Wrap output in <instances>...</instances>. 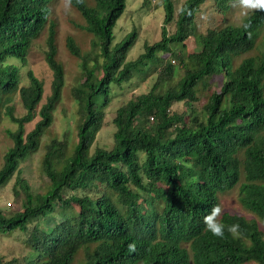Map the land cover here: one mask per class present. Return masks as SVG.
Wrapping results in <instances>:
<instances>
[{
	"label": "trees",
	"instance_id": "trees-1",
	"mask_svg": "<svg viewBox=\"0 0 264 264\" xmlns=\"http://www.w3.org/2000/svg\"><path fill=\"white\" fill-rule=\"evenodd\" d=\"M208 1L182 2L177 29L168 35L166 25L175 19L176 1L162 0V39L145 43V51L129 60L138 38L136 29L113 45L126 0H84L83 4L74 0L93 47L83 52L73 39L67 44L81 59L83 73V81L73 89L81 113L78 139L70 143L67 138H54L47 144L43 170L50 186L46 192L34 193L28 181L18 177L25 194L22 209L12 214L0 209V233H23L28 252L9 261L0 259V264H168L172 232L188 222L196 224L195 232H206L194 251L196 264H264V231L256 219L232 216L225 225L239 224L241 235L233 237L225 230L221 239L205 230L207 210L199 219L188 213L201 193L198 208L208 197V169L214 157L242 146L258 181L253 188H243L239 199L264 220V48L254 44L253 22L264 12L245 18L247 30L237 24L213 34H196V13ZM44 2L0 0V118L4 109L18 125L9 131L14 143L0 168V186L20 171L22 160L39 150L66 83L64 65L56 57L54 25L46 52L54 78L39 110L44 81L29 70L30 82L21 86V68L8 60L26 62L49 16ZM214 2L221 8L227 0ZM191 36L199 50L177 52L175 46L186 50L185 40ZM96 48L98 54L93 55ZM153 75L156 80L150 90L117 109L113 145L92 152L114 86ZM212 76L221 77V88L198 107L199 86L205 89ZM18 92L26 109L22 116L15 114L13 103ZM178 102H184L186 109H175ZM37 114L40 119L26 132V123ZM129 243L136 244L135 252L128 251Z\"/></svg>",
	"mask_w": 264,
	"mask_h": 264
},
{
	"label": "rangeland",
	"instance_id": "rangeland-1",
	"mask_svg": "<svg viewBox=\"0 0 264 264\" xmlns=\"http://www.w3.org/2000/svg\"><path fill=\"white\" fill-rule=\"evenodd\" d=\"M176 1L175 19L166 25L168 35L175 33L177 29L176 17L180 12V5L185 0ZM57 16L61 19V23L57 27V43L58 53L56 57L62 62L65 69V86L62 92V98L57 108L54 111V120L48 127L45 134L42 136L40 148L38 151L28 155L27 158L21 161L19 165L20 171H16L6 184L0 186V209L5 214H12L22 209L24 195L21 191V186L18 184V177L25 178L31 186L34 193H44L50 186L49 178L43 170V160L47 151L46 146L54 138H67L70 143L76 142L78 139V119L81 118L80 107L73 93L75 86L83 81L82 68L80 66L81 59L71 53L67 47V38L73 36L77 44L83 52L90 51L92 47V35L86 31L74 26L71 21L83 23V19L73 9L65 10L64 8L57 9ZM165 10L162 0H150V3H144V0H126V9L121 18L118 20L115 29V39L113 45L120 42L126 35L134 31H138L136 44L131 48L127 59H136L145 51V43L154 44L160 41L163 37L162 31L165 25ZM196 25L199 33H206L208 29L213 28L221 23L234 22L240 23L242 18L238 16V9L233 5V10L228 12L216 13L213 10L210 1L206 5H201L200 10L196 13ZM48 29H45L41 36L37 38L26 59L23 62L20 59L11 58L10 63L20 66L21 86L28 85L30 82L28 71L33 73L44 81V93L42 101L37 110L46 101L51 93L52 81L54 78L53 70L46 60ZM178 43V42H175ZM186 50L183 47L175 46L178 51H197L199 47L193 37L185 40ZM92 54H98L99 48L92 50ZM165 58L171 55L168 53H160ZM102 58H100L101 60ZM102 74V73H101ZM156 80V75L142 81L137 77L132 78L129 82L123 83L121 86L115 85L113 88V99L109 106L105 108V120L103 128L98 132L97 137L91 147L93 152L96 147L110 148L114 143L113 133L115 131L114 123L112 122L117 109L126 103L135 95L147 92L152 87ZM177 80V79H176ZM210 86L205 89L203 85L199 86L200 101L196 104L198 107L203 106L208 100L209 95L214 91H219L222 85L220 76L210 77ZM15 114L22 116L26 113L20 93L14 97ZM175 109L182 111L186 109L184 102H178L174 105ZM40 119V115L26 123V132L30 131ZM18 125L10 120L5 113L1 112L0 118V168L5 162V154L13 145V138L9 133L10 130H16ZM19 190V194L16 192ZM221 206L224 208V213H238L247 218H254L260 224L264 231V220L258 215L245 209L239 201L238 190H232L225 193L221 200ZM24 234L18 231L11 235L0 233V259L9 261L12 258L20 257L28 252V248L23 243Z\"/></svg>",
	"mask_w": 264,
	"mask_h": 264
},
{
	"label": "clouds",
	"instance_id": "clouds-1",
	"mask_svg": "<svg viewBox=\"0 0 264 264\" xmlns=\"http://www.w3.org/2000/svg\"><path fill=\"white\" fill-rule=\"evenodd\" d=\"M76 2L78 4H83L84 0H76ZM210 2L212 4L214 12L216 13L228 12L230 10H233V5H234L238 9V16L241 17L244 20V22L243 20H241L240 23L224 21L223 23L208 29L206 33H199L197 31V25H196V34L207 35L209 34L210 31H212L213 34L216 33L219 29L224 28L228 25H237V24H239L238 26L243 27L245 30H247L250 28V25L245 23V18L246 17L249 18V16L252 14L254 16L256 12H264V0H227V2L221 4V8L215 6L214 0H210ZM206 3L202 5L205 6ZM44 4L45 6L48 7V10H45V16H47L48 14L49 16L42 27L41 34L45 29H48L47 50H46L47 52L48 38L50 34L49 31L51 25H54L56 31L55 42L56 45H58L57 27L62 21L57 16L56 13L57 9L64 8L67 11L71 8L75 12H77L82 19H83V15L76 7L74 0H45ZM253 22L256 28V33L254 34V44L256 45V47H259L260 49L261 47L264 48V16H259L254 18ZM71 23L74 26L82 29V23H78L75 21H71ZM195 24H196V20H195ZM72 39L76 42L74 37L69 35L67 38V44L68 41L69 40L71 41ZM237 147H238L237 151H234L231 148L225 154L220 153L219 156H217L216 158L214 157L213 163L211 164V167L208 169L210 171V178L206 185L208 197L201 206V209L198 208L197 204L201 202L203 198V194L201 193V199L197 201L195 205L193 204L188 212L196 219H199L200 213H202V211L207 210L206 211L207 214L203 216V223L205 226V230L210 232L213 236L221 239H223L225 236V230H227V232L231 234L233 237H239L241 235V226L239 224H232L226 226L225 223L232 216H242V214H238V213H227V212L224 213V208L221 206V200L223 195L225 193H228L229 191L236 189L238 190V194L240 196V193L243 188H247V189L253 188L258 181L255 178L253 171L249 170L248 161H251V159L247 155V152L242 146L241 147L237 146ZM239 201L242 204V201L240 199ZM242 206L244 207L243 204ZM252 213L255 214L254 212ZM195 226L196 224H194L193 222H188V223H184L183 227H178L173 230L171 238L174 240V242L170 244L172 255L169 258L168 264H196L193 256L194 251L199 245H201L202 241L199 240L201 237V233L205 234L206 232H201V230L195 232L193 229L195 228ZM128 251L135 252L136 244L129 243Z\"/></svg>",
	"mask_w": 264,
	"mask_h": 264
}]
</instances>
